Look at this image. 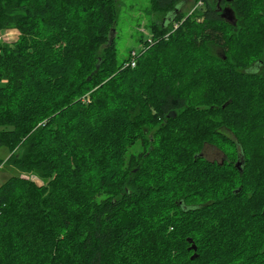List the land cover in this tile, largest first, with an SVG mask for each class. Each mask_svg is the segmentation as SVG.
<instances>
[{
  "label": "trees",
  "instance_id": "1",
  "mask_svg": "<svg viewBox=\"0 0 264 264\" xmlns=\"http://www.w3.org/2000/svg\"><path fill=\"white\" fill-rule=\"evenodd\" d=\"M151 2L132 66L117 0H0V264H264V0Z\"/></svg>",
  "mask_w": 264,
  "mask_h": 264
},
{
  "label": "rangeland",
  "instance_id": "2",
  "mask_svg": "<svg viewBox=\"0 0 264 264\" xmlns=\"http://www.w3.org/2000/svg\"><path fill=\"white\" fill-rule=\"evenodd\" d=\"M205 0H185L181 6V13L189 15L196 7H201ZM213 1V0H210ZM117 23L116 32L114 34L115 43L118 53L119 64L123 63L131 54L132 49L140 50L142 41L151 35L150 26L153 23L160 24L165 13L156 10L151 0H117ZM224 8H229L225 5ZM4 31L0 32L3 36ZM137 151L141 149L138 144ZM204 156L210 160L221 161L224 157L223 153L216 147L206 144L202 149ZM10 156V150L7 147L0 148V160L3 162L0 166V186L10 177L23 175L16 167L7 162ZM37 183L42 184V180L31 176Z\"/></svg>",
  "mask_w": 264,
  "mask_h": 264
},
{
  "label": "water",
  "instance_id": "3",
  "mask_svg": "<svg viewBox=\"0 0 264 264\" xmlns=\"http://www.w3.org/2000/svg\"><path fill=\"white\" fill-rule=\"evenodd\" d=\"M227 1H232V0H227ZM219 10H221V14H222V16L224 17V18H226L228 21H231V22H233L234 21V15H233V12H232V10L230 9V8H224V9H222L221 7H219ZM113 30H115V29H113ZM113 37H114V34H112L111 35V37H110V41H112L113 40ZM201 156H204V154H203V152L200 154ZM241 163V160L240 159H238V161H237V166H239V164ZM190 242H192V240L190 239L189 240ZM191 249H194V250H196V246H195V244H192V246L190 247ZM195 254L192 256V258H195Z\"/></svg>",
  "mask_w": 264,
  "mask_h": 264
},
{
  "label": "crops",
  "instance_id": "4",
  "mask_svg": "<svg viewBox=\"0 0 264 264\" xmlns=\"http://www.w3.org/2000/svg\"><path fill=\"white\" fill-rule=\"evenodd\" d=\"M18 38V32L15 29H7L4 31L3 36H1L0 41H5V42H14Z\"/></svg>",
  "mask_w": 264,
  "mask_h": 264
},
{
  "label": "built area",
  "instance_id": "5",
  "mask_svg": "<svg viewBox=\"0 0 264 264\" xmlns=\"http://www.w3.org/2000/svg\"><path fill=\"white\" fill-rule=\"evenodd\" d=\"M0 40H1V35H0ZM136 55H137V50L132 51L131 53L132 59L129 63H127V65L131 64L132 66H134L136 64V60H135Z\"/></svg>",
  "mask_w": 264,
  "mask_h": 264
},
{
  "label": "flooded vegetation",
  "instance_id": "6",
  "mask_svg": "<svg viewBox=\"0 0 264 264\" xmlns=\"http://www.w3.org/2000/svg\"><path fill=\"white\" fill-rule=\"evenodd\" d=\"M211 146H213V145H211ZM215 147V146H214ZM218 149V148H217ZM219 150V149H218ZM224 155V154H223ZM225 159V156L222 158V161Z\"/></svg>",
  "mask_w": 264,
  "mask_h": 264
}]
</instances>
